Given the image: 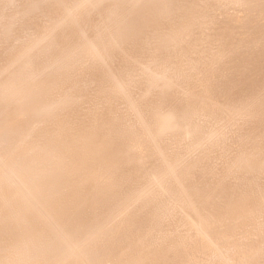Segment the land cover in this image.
Instances as JSON below:
<instances>
[{
  "label": "bare ground",
  "instance_id": "6f19581e",
  "mask_svg": "<svg viewBox=\"0 0 264 264\" xmlns=\"http://www.w3.org/2000/svg\"><path fill=\"white\" fill-rule=\"evenodd\" d=\"M0 264H264V0H0Z\"/></svg>",
  "mask_w": 264,
  "mask_h": 264
}]
</instances>
